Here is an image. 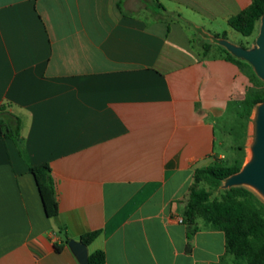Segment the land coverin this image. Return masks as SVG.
Here are the masks:
<instances>
[{
  "label": "crops",
  "instance_id": "1",
  "mask_svg": "<svg viewBox=\"0 0 264 264\" xmlns=\"http://www.w3.org/2000/svg\"><path fill=\"white\" fill-rule=\"evenodd\" d=\"M252 1L0 0V104L22 122L19 143L0 131V264H81L66 239L91 231L105 264H234L222 229L179 219L250 84L214 40Z\"/></svg>",
  "mask_w": 264,
  "mask_h": 264
},
{
  "label": "trees",
  "instance_id": "2",
  "mask_svg": "<svg viewBox=\"0 0 264 264\" xmlns=\"http://www.w3.org/2000/svg\"><path fill=\"white\" fill-rule=\"evenodd\" d=\"M263 14L264 0H253L248 7L229 18V25L242 35L251 36ZM222 37L226 38V34H216L214 41L224 53L225 58L235 62L242 69L244 65L252 67L250 63L237 58L220 45L218 40ZM246 74L251 83L257 79L255 74ZM241 99L242 115L250 118L255 107L264 100V88L247 86ZM21 129V118L10 110V103L0 104V131L3 137L19 143ZM21 153L35 177L46 215L51 218L58 217L59 204L49 163L34 165L22 147ZM244 163L245 160H242L225 166L214 162L197 168L184 212V222L191 228L189 233L191 237L197 229L198 218H204L225 232L227 251L233 255L235 262L264 264V199L247 186L222 188L225 179L240 171ZM202 182L204 186L200 185ZM214 189L221 191L220 197H212ZM98 234L99 231L87 232L80 236V241L89 245ZM68 241L69 238L66 239V242ZM61 248L56 246L58 251ZM105 261L106 255L102 250H96L89 255L90 264H105Z\"/></svg>",
  "mask_w": 264,
  "mask_h": 264
},
{
  "label": "water",
  "instance_id": "3",
  "mask_svg": "<svg viewBox=\"0 0 264 264\" xmlns=\"http://www.w3.org/2000/svg\"><path fill=\"white\" fill-rule=\"evenodd\" d=\"M218 43L237 58L250 63L258 77L264 81V14L261 17L259 34L253 47H243L224 37L219 38ZM250 150L249 159L240 171L225 179L223 188L247 186L264 199V100L255 107ZM69 246L81 264H90L86 244L80 240L71 239Z\"/></svg>",
  "mask_w": 264,
  "mask_h": 264
},
{
  "label": "rangeland",
  "instance_id": "4",
  "mask_svg": "<svg viewBox=\"0 0 264 264\" xmlns=\"http://www.w3.org/2000/svg\"><path fill=\"white\" fill-rule=\"evenodd\" d=\"M260 30V21L257 24L255 32L251 36H244L238 31L234 30L236 36H231L230 41L235 44L241 45L246 48H251L256 44V40ZM199 44L203 46V49L208 55H219L221 52L217 46L207 39H203ZM243 69L246 73L255 74L257 79H254V83L248 86H261L264 88V81L258 77L253 67L244 65ZM242 99L234 100L227 111V113L217 121L216 137H217V151L215 153L214 162L230 166L236 162L249 159L251 155L250 143L253 138V118L255 115V109L250 118L242 115ZM220 142L222 143L221 145ZM223 157H219V155ZM204 186V182L200 183ZM223 188V186H222ZM212 197H220L221 191L214 189L212 190ZM258 194V193H257ZM234 261V257L231 256ZM229 264V260L226 262ZM234 264H244L243 261L235 262Z\"/></svg>",
  "mask_w": 264,
  "mask_h": 264
},
{
  "label": "built area",
  "instance_id": "5",
  "mask_svg": "<svg viewBox=\"0 0 264 264\" xmlns=\"http://www.w3.org/2000/svg\"><path fill=\"white\" fill-rule=\"evenodd\" d=\"M179 221H180V222H184V219H183V218H180Z\"/></svg>",
  "mask_w": 264,
  "mask_h": 264
}]
</instances>
